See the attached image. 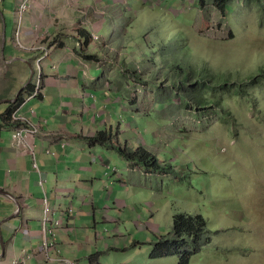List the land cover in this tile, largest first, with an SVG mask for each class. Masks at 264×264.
Wrapping results in <instances>:
<instances>
[{
  "label": "rangeland",
  "instance_id": "1",
  "mask_svg": "<svg viewBox=\"0 0 264 264\" xmlns=\"http://www.w3.org/2000/svg\"><path fill=\"white\" fill-rule=\"evenodd\" d=\"M2 3L1 49L2 24L5 41L3 51L0 49V110L8 103L4 99H14L20 89L28 86L29 92L33 85L41 86L43 68L50 64V52L55 50H51L52 39L59 40V47L69 43L78 49L74 52L79 57L96 53L87 47L92 44L100 52L99 61L82 58L89 66L92 63L90 69L93 66L104 73L93 84L87 80L86 88L100 90L99 104L102 95L119 100L121 108L116 116L111 115L117 123L109 132H101L108 134L115 147H144L163 171H174L166 176L136 163L146 171L140 176L142 182L148 181L155 194L143 202L139 195L123 197L122 208L114 207L119 211L112 215L115 221L107 224V234L129 238V250L139 248L136 242L140 240L141 255L145 247H151L148 253L153 260L146 264H178L177 255L151 257L153 244L168 236L175 214H200L206 219L210 239L204 238L187 264H264V0H234L226 18L209 3L200 6L197 0H0ZM114 24L112 35L118 34L111 39L109 30ZM164 36L183 46L177 54L167 52L169 58L175 54L184 57L179 63L183 76L166 74L180 57L172 63L166 56L162 61V56L154 58L157 50L151 48L152 42L160 40L163 46ZM126 38L131 39L127 47ZM134 64L139 67L137 72L144 73L136 75ZM182 79L178 89L175 83ZM201 81L208 86L201 91L202 100H196L194 95H201L195 94L200 88L197 82ZM213 86L218 90L212 91ZM13 104L3 113L15 128L19 123L13 116L27 115L15 111L22 104ZM37 127L39 131L24 139L27 143L40 136ZM3 137L8 139L6 132ZM4 197L0 194V201ZM131 214L137 223L129 220ZM138 222L144 225V232ZM0 232L5 248L1 227ZM120 254L129 262L126 264H135L140 258L136 253L127 257L124 250Z\"/></svg>",
  "mask_w": 264,
  "mask_h": 264
},
{
  "label": "crops",
  "instance_id": "2",
  "mask_svg": "<svg viewBox=\"0 0 264 264\" xmlns=\"http://www.w3.org/2000/svg\"><path fill=\"white\" fill-rule=\"evenodd\" d=\"M113 30L115 24L109 30L111 39ZM52 40L55 43L51 50H55L50 52V64L43 68L42 94L20 107V112L40 128V136L30 141L40 174L34 169L31 154L21 146L25 145L12 137L14 124L3 114L12 103L0 110V189L14 196L21 206L19 216L6 222L17 205L10 197L0 201L6 244L0 253V264H61L60 258L76 264H126L129 262L120 254L123 250L127 257L140 255L135 264H146L152 259L148 253L151 247H145L141 255L143 242L138 240L139 248L129 250V238L116 239L109 231L107 234L106 228L115 221L112 215L119 210L114 207L122 208L123 197L139 195L143 197L141 202L146 201L148 195L155 194L153 186L142 182L144 178L140 176L146 172L143 167L124 160L114 149L90 142L98 132H109L117 123L118 119L112 120L111 115L116 116L121 109L119 100L104 99L99 93V104L100 90L86 88V81L103 75V70L93 66L90 69L92 63L89 66L69 43L59 47V40ZM87 47L100 54L92 44ZM39 175L46 184L39 182ZM45 199L53 207L54 221L60 222L54 225L53 234H48L41 223ZM134 219V214L129 215L133 224L137 223ZM138 224L144 232V225ZM153 224L150 223L152 227Z\"/></svg>",
  "mask_w": 264,
  "mask_h": 264
},
{
  "label": "trees",
  "instance_id": "3",
  "mask_svg": "<svg viewBox=\"0 0 264 264\" xmlns=\"http://www.w3.org/2000/svg\"><path fill=\"white\" fill-rule=\"evenodd\" d=\"M231 2L233 4L234 0H197V3L200 6H205L208 3L210 5H212L214 8H216L218 10V12L221 14L222 18H226L228 16L229 10H230L229 6H230ZM129 4H130V2L128 1V5ZM2 5H3V3L0 5V11L1 12H2ZM124 14H125V16H127L129 14V12L124 13ZM154 31H156V29H154L153 32ZM117 34H118V31H115L114 35L117 36ZM159 34H160V37H162V33L157 32V35H159ZM163 39H164L163 46L161 45L160 40H154L152 42L153 45L151 46V48L153 50H157V52L154 53V55H155L154 58L162 56L161 60H160V61H162L163 56H166L168 58V60L171 61V63H172V61L175 60L174 58L180 57V59H178V62L176 64L172 63L170 71L168 70L166 72V74L171 72V75H174V76L176 75L178 77L183 76L185 74V72H183L184 70L182 68V64H179V63L184 62V57H181L179 55L176 56V54H177L176 51L180 50L183 46L173 44L172 42H170V39L166 36H164ZM130 40L131 39H128V38L123 40L124 45L125 46L128 45ZM147 45H148V43H147ZM180 46H181V48H180ZM161 47L163 48V50H160ZM168 51H169V53H176V54L170 55V58H169V55L167 53ZM159 52L161 54H159ZM82 57L88 61H99V59H100V56L97 53H93V54L88 53L87 55L82 54ZM134 66H135L134 67V73L136 75H137V73H139V74L144 73V71H142L140 69H139L140 71H138V72L136 71L139 68L137 64H134ZM191 72L194 73L192 68H191ZM139 76L141 77V75H139ZM181 81H183V79L179 80V81H177V83H175V84H177L176 87L178 89H180V87H181L180 86ZM197 83H199L200 88L198 90H196L195 94H201V95L199 97H196L194 95V98L196 100H199V99L202 100L201 91H203V88L205 86H208V84L207 83L205 84V82H202V81L197 82ZM213 89H214V91L218 90L217 86L211 87L212 91H213ZM25 90H28V86L25 88ZM174 92L176 93L177 91H174ZM17 102H20V99ZM210 103L212 104V102H210ZM14 105L15 104H13V106ZM187 106H188V103H187ZM3 114H5V113H3ZM4 116L6 117L7 115L5 114ZM8 120H10V119H8ZM109 139H110V137H108V134H106L105 132H98L97 135L95 137H93V139H91V142L108 146V148H112L115 151H117L119 154H121L122 157L126 161L139 163L145 169H149L151 171L153 170L155 172L160 171V172L166 174V176H168L170 174H172V175L174 174V171L172 168H170L171 170L166 169L165 171H163L159 161H157V158L150 155L148 150L145 149L144 147H139L136 150H130L129 148L124 149L121 147H115L113 145V143H110ZM206 233H207V222H206V219L204 218V216H202L200 214L194 215V214H187V213L175 214L173 217L172 228L167 233L168 236L160 237L159 240L153 244L151 257L157 258V257L177 255L179 258L178 264H187L189 262L191 256L194 255L198 251L200 245L205 241V239H207V241H208V239H210L208 236H206ZM169 237H170V239H168Z\"/></svg>",
  "mask_w": 264,
  "mask_h": 264
},
{
  "label": "built area",
  "instance_id": "4",
  "mask_svg": "<svg viewBox=\"0 0 264 264\" xmlns=\"http://www.w3.org/2000/svg\"><path fill=\"white\" fill-rule=\"evenodd\" d=\"M41 94H42V88L38 83L37 86L35 87L34 91L31 94L27 95L24 98L23 102L26 103V102L30 101L31 99L40 96ZM15 111H16V113L20 112L19 108H17ZM13 121L18 122L19 124H18V126H16L14 128V132H13L12 137L16 138L17 139L16 141L18 143H23L25 145V148L28 149L27 152H29L34 159V162H33L34 169L39 171V174H40L39 166L37 165V162L35 159L34 150L30 148V146H32V145L30 142L27 143L26 140H24L25 138H27V136L35 134L37 131H39L38 127L36 125H34L32 122H30L29 119L25 116H22V117H14L13 116ZM39 176L41 179V175H39ZM41 184H42V182H41ZM44 207L45 208L43 211V218L41 219V223H43V225L45 226L48 234H53L54 233L53 228H55L56 226H59L60 222L54 221V219L51 218V213L53 215V207L49 203L48 199H45ZM48 225H50L52 227L49 228ZM54 225H55V227H54ZM45 240H47V239H45ZM47 242L48 241H45L44 244L46 245ZM59 262L61 264H76L73 260H70L67 258H60Z\"/></svg>",
  "mask_w": 264,
  "mask_h": 264
},
{
  "label": "water",
  "instance_id": "5",
  "mask_svg": "<svg viewBox=\"0 0 264 264\" xmlns=\"http://www.w3.org/2000/svg\"><path fill=\"white\" fill-rule=\"evenodd\" d=\"M4 36H5V35H4V26H3V24H2V49H1V52L3 51V47H4V46H3V44H4ZM14 59H19V60L24 61V59H22V58H14ZM22 90H23V88L20 89V91H18V93H17V95H16V97H15L14 99H11V100H5V99H4V101L11 102V103L16 102L17 99L19 98V96L21 95ZM0 194L3 195V196H5V197L13 198V199L15 200L16 205H17V211H16V214L12 215L11 217H9V219L5 220L6 222H9V220H11L12 217H15V216H18V215H19L20 210H21V206H20V204L18 203L17 199H16L14 196H12L9 192L5 191L4 189H0ZM3 223H5V222H4V221L0 222V227H1V225H2ZM0 245H1V250L3 251V249H4V245H3V238H2L1 232H0Z\"/></svg>",
  "mask_w": 264,
  "mask_h": 264
},
{
  "label": "clouds",
  "instance_id": "6",
  "mask_svg": "<svg viewBox=\"0 0 264 264\" xmlns=\"http://www.w3.org/2000/svg\"><path fill=\"white\" fill-rule=\"evenodd\" d=\"M41 88H42V86H41ZM34 89H35V86L33 85V89H32L31 91H29V92L27 91L24 95L20 96V97H19L20 102H17V101L19 100V99H18L16 102H14V104H23V103H24V102H23L24 98H25L27 95L31 94V93L34 91ZM24 90H25V89H23L22 91L24 92ZM21 93H22V92H21ZM40 96H41V95H40ZM40 96H38V97H40ZM36 98H37V97H36ZM33 99H35V98H33ZM31 100H32V99H31ZM24 104H25V103H24Z\"/></svg>",
  "mask_w": 264,
  "mask_h": 264
},
{
  "label": "bare ground",
  "instance_id": "7",
  "mask_svg": "<svg viewBox=\"0 0 264 264\" xmlns=\"http://www.w3.org/2000/svg\"><path fill=\"white\" fill-rule=\"evenodd\" d=\"M4 41H5V39H4ZM1 49V48H0ZM44 51V50H43ZM44 58V57H43ZM15 113V112H14ZM38 164V163H37Z\"/></svg>",
  "mask_w": 264,
  "mask_h": 264
}]
</instances>
